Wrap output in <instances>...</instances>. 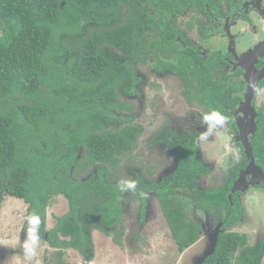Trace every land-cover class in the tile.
I'll use <instances>...</instances> for the list:
<instances>
[{"label":"trees","instance_id":"trees-1","mask_svg":"<svg viewBox=\"0 0 264 264\" xmlns=\"http://www.w3.org/2000/svg\"><path fill=\"white\" fill-rule=\"evenodd\" d=\"M62 1L0 0V225L8 198L25 199L31 207L28 224H35L47 220L46 208L63 195L69 211L55 217L49 240L60 247V256L65 248L91 255L93 230L115 242L123 231L114 220L132 181L120 183L114 174L121 156L131 158L143 131L140 125L118 124L125 108L119 94L137 92L136 63L154 56L169 34L162 40L148 36L150 22L131 17L128 10L137 5L129 0ZM178 156L182 181L192 167ZM89 169L84 179L78 177ZM191 180L194 185L196 176ZM176 181H164L161 201L182 250L194 237L193 227L182 225L183 202L171 193ZM134 182L141 183L139 177ZM193 192L201 201L214 193L195 187ZM226 204L230 216L233 208ZM245 242V235L224 232L215 254L200 264H232ZM45 259L64 264L61 257L56 263Z\"/></svg>","mask_w":264,"mask_h":264},{"label":"flooded vegetation","instance_id":"flooded-vegetation-1","mask_svg":"<svg viewBox=\"0 0 264 264\" xmlns=\"http://www.w3.org/2000/svg\"><path fill=\"white\" fill-rule=\"evenodd\" d=\"M129 2L137 5L128 10L131 17L136 15L138 19L150 22L148 36L154 35L162 40L163 33L169 35L163 44H158L154 56L150 55L144 62L150 59L148 68L154 77L149 79L142 68L137 69L135 65L139 77L137 92L119 94L125 108L118 113L122 122L118 124L140 125L143 131L135 147L139 162L134 164L132 156L130 159L121 156L122 165L114 174L115 178L121 175L117 179L120 183L132 181L131 188L122 195V209L114 220L117 228L123 230L118 242L102 230L95 229L91 255L65 248L60 256V247L53 245L48 237L56 222L50 229H47L48 220L42 218L35 219V224H28L31 207L23 199L26 211L21 214V229L11 242L8 243V239L0 241V254L13 255L15 250L10 245L20 241V249L16 251L18 258L31 259V264H38L31 258L36 242L39 249L48 242L49 246L57 249L56 259L61 257L64 264L63 256L67 249L79 252L88 263L96 257L98 264H106L96 246V234L99 232L112 238L111 243L128 256L140 255L141 246L148 250L150 236L155 238L158 228L152 233H145L144 228L158 215L159 209L166 220L164 225L169 226L161 201L167 191L164 181H173L175 177L179 181L178 170L182 160L178 155H182L192 170L180 183L176 181L180 185H174L171 193L178 194L185 206L182 225L185 229L188 225L193 227L189 233L194 240L179 250L172 229L167 232L169 236L160 229L164 242L157 246L162 248L163 256H166L164 249L174 245V252L171 250L174 261L178 254L185 262L198 264V255L193 256L191 252H199L201 261L207 259L215 254L220 235L233 232L245 235L246 244L234 252L232 264H264V236H258L260 230L256 236L250 235L251 220L246 204L252 190L264 189V182L257 184L253 173L256 166L264 170V0ZM158 3H162V9L157 7ZM64 4L65 0L62 1ZM145 79L153 80L147 89L144 87ZM251 84L256 89L246 105V93ZM214 113L220 117L219 120L206 119ZM150 116H153L152 120ZM192 174L196 176L194 185H191ZM136 177H139L140 184L134 182ZM215 177H221L219 185L213 182ZM193 186L200 188L202 193L212 190V198L204 196L207 199L201 201L194 194ZM59 198L65 200L66 209L62 215L52 213L54 218L69 211L68 199L63 195ZM226 200L230 202V209L233 208L230 216L227 213V218L232 217L227 223L223 217L229 208ZM234 207L238 208L240 216L234 215ZM49 208L50 205L46 209ZM128 213L134 215V222L127 219ZM241 219L245 227L237 223ZM129 230L134 231L132 239H129ZM137 241L138 245L135 244ZM260 244L262 247L258 250ZM198 245L201 247L199 251L195 250ZM152 250H149L151 254Z\"/></svg>","mask_w":264,"mask_h":264},{"label":"rangeland","instance_id":"rangeland-1","mask_svg":"<svg viewBox=\"0 0 264 264\" xmlns=\"http://www.w3.org/2000/svg\"><path fill=\"white\" fill-rule=\"evenodd\" d=\"M157 7L162 9L163 8L162 3H158ZM149 62H150V59L148 60V62L144 64L136 63V66H137V69L142 68L143 70L142 72L145 73L149 79H152L154 75H150V70L148 68ZM145 81L146 83L144 87L147 89L148 85H150L153 82V80L147 81L145 79ZM149 119L152 120L153 116H150ZM135 150L136 152H133L131 155L132 160L134 161V164L139 162V157L137 155L138 149H135ZM91 169L86 170L85 172L81 173L79 177L86 176L91 171ZM119 178H121V175H117V179ZM211 179H212V176L209 178V185L211 183ZM220 181H221V177H215L213 179V182L216 185H219ZM176 196H178V194L173 195V197H176ZM59 197L54 198L50 203V208L47 209V212H46L47 220H48L47 229L52 228L53 224H55L56 222L52 213H55L57 215H62L66 209L65 200ZM248 197H249V202L246 201V204H247L248 212L250 213V220H251L250 222L251 231L249 233L250 235L256 236V232L259 233L258 230H260V233L258 234V236H262V235L264 236V189L256 188L255 190H252V192L249 194ZM259 197H262L263 199ZM136 199L137 198H133V200H136ZM24 205L25 203L22 199L17 200V198L16 199L8 198L7 200H5V202L3 203L2 211H1L2 221L0 225V238H2L3 240L0 239V241L5 242L4 240L8 239L10 240V241L7 240V242L9 243L18 235V231H20L21 229L20 224L22 223L21 214L24 215L26 211V206L24 207ZM234 209L236 210L234 215L240 216V211L241 213L244 212L242 205L240 207V211L238 210L237 207H234ZM160 211L161 209H159L158 215H156L153 219H151L150 222L147 223V225L144 228L145 233H152L154 232L155 229L158 228L155 238L150 236L149 245L147 246L148 250H144V248L141 246L142 249L139 252L140 255H137L138 253H136L135 254L136 257L128 256L124 251L118 250V248H116V246H114L111 243L112 238L110 239L109 237L97 232L96 239L98 238V240L96 241V246H97L98 251L102 253V258L104 259L105 263L106 264H180L182 258L178 254H176V261L172 259L171 250H173L174 245L166 247V249H164L163 252H165L166 256H163L162 248L158 247L160 243L164 242V240L162 239V233H165V232L170 233V230H171V228L168 225L166 226L164 225L166 223V220L163 217V213H161ZM135 213L136 211L134 212V214ZM223 217L225 219H228L226 214H224ZM127 219L128 220L131 219V222H134V215H131V213H128ZM227 222L228 221L226 220V223ZM237 223L245 227L242 219L239 220ZM129 228L130 227L128 228L126 227V229H129ZM144 229H142L141 231H143ZM235 231H242V230H235ZM133 233L134 231L132 230L128 231L129 239L134 238ZM169 233H167L168 236H169ZM135 244L138 245L139 244L138 241L135 242ZM20 245H21L20 241L17 242L16 245L15 243L13 245H10L11 248L15 250L13 252L14 253L13 255L11 254L1 255L0 254V264H31V262H29L31 259L27 260V258L24 259V257L18 258L20 256H17L16 251H19ZM67 250L65 251L66 253L63 256L66 264H98L99 263V260H97L96 257L93 259L91 263H88L86 262V259H84L79 252L74 251L72 249H67ZM149 250H152L153 254H151ZM195 250L199 251L201 250V247L198 245L195 248ZM198 253L199 252H191V255L195 256L197 254L198 255L197 260L201 261L202 259L201 254H198ZM31 255H32L31 258H34V260H36L38 264H47L45 257L49 258V260L54 261L53 263H56L57 249L49 246L48 242L47 244H45V246L42 249H39L37 248V242H36V245L33 249V254ZM152 255H155V256H152ZM188 256H189V253H188ZM185 264H193V263L187 261Z\"/></svg>","mask_w":264,"mask_h":264},{"label":"water","instance_id":"water-1","mask_svg":"<svg viewBox=\"0 0 264 264\" xmlns=\"http://www.w3.org/2000/svg\"><path fill=\"white\" fill-rule=\"evenodd\" d=\"M247 58H248V56H247ZM246 70L249 71V68L247 67ZM255 89H256V87H255V86H252V84H251V86L248 88L247 93H246V105L249 104L250 101L252 100V98H253V93H254ZM248 154L250 155V151H248ZM252 162H253V160H252ZM252 166H253V165H252ZM253 173H254V175H255V178H256L255 182H256L257 184H260L261 182H264V170H263L261 167H259V166L257 167V166H256V167L254 168ZM238 181H239V180H238ZM215 240L217 241V238H216ZM202 261H203V260H202ZM202 261H200L198 264H200Z\"/></svg>","mask_w":264,"mask_h":264},{"label":"clouds","instance_id":"clouds-1","mask_svg":"<svg viewBox=\"0 0 264 264\" xmlns=\"http://www.w3.org/2000/svg\"><path fill=\"white\" fill-rule=\"evenodd\" d=\"M207 120H219L220 117H218L215 113L211 116L206 117Z\"/></svg>","mask_w":264,"mask_h":264}]
</instances>
